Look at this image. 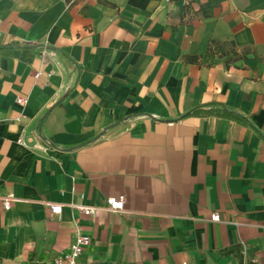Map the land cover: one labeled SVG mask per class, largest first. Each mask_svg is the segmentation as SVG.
Segmentation results:
<instances>
[{
  "label": "crops",
  "instance_id": "1",
  "mask_svg": "<svg viewBox=\"0 0 264 264\" xmlns=\"http://www.w3.org/2000/svg\"><path fill=\"white\" fill-rule=\"evenodd\" d=\"M78 230L84 264H264V0H0V264Z\"/></svg>",
  "mask_w": 264,
  "mask_h": 264
},
{
  "label": "built area",
  "instance_id": "2",
  "mask_svg": "<svg viewBox=\"0 0 264 264\" xmlns=\"http://www.w3.org/2000/svg\"><path fill=\"white\" fill-rule=\"evenodd\" d=\"M170 1V0H168ZM41 76V73H36L35 78L39 79ZM17 103L19 105H25L27 103V100L24 98H18ZM20 144H24L23 140H19ZM14 201V197H9L5 199L4 201V208L5 210H9L11 208V204ZM125 205H126V197L125 196H119V197H111L107 200V205L104 210L113 212V213H122L125 211ZM47 206L49 207L51 213L59 215L63 211V205L61 204H55V203H48ZM72 208L80 211L84 215L91 216L94 215L97 212L96 208L92 207H85L81 205H72ZM221 217L219 213H214L211 216L212 222H220ZM91 245V238L87 235H84L80 232V230L77 231L74 241L67 253H64L60 257H58L55 260L56 264H84L81 262V256L83 253L90 247Z\"/></svg>",
  "mask_w": 264,
  "mask_h": 264
},
{
  "label": "trees",
  "instance_id": "3",
  "mask_svg": "<svg viewBox=\"0 0 264 264\" xmlns=\"http://www.w3.org/2000/svg\"><path fill=\"white\" fill-rule=\"evenodd\" d=\"M185 61L194 63V62L198 61V58L197 57H192V56H187V57H185Z\"/></svg>",
  "mask_w": 264,
  "mask_h": 264
}]
</instances>
